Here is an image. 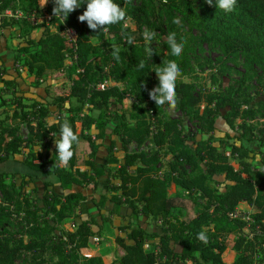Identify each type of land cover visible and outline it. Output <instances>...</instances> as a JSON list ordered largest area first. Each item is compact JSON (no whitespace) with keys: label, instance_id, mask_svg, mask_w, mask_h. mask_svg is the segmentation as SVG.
<instances>
[{"label":"trees","instance_id":"16d2710c","mask_svg":"<svg viewBox=\"0 0 264 264\" xmlns=\"http://www.w3.org/2000/svg\"><path fill=\"white\" fill-rule=\"evenodd\" d=\"M40 1L0 0V14L8 7L37 11ZM116 2L134 29L122 21L94 32L78 20L82 4L65 21L53 15V30L43 26L38 38L16 49L0 32V65L21 63L38 82L69 80L46 104L19 100L10 122L0 118V264H104L100 256L80 253L96 243L110 220L104 211L128 218L117 227L125 236L116 235L111 264H264V0H237L229 13L216 8L215 0L211 6L205 0ZM16 23L1 19L0 28ZM68 29L75 31L74 40ZM145 29L156 32L152 57L145 53ZM171 32L178 42L186 41L179 57L164 40ZM129 37L132 45L126 43ZM203 46L219 52L221 74L235 65L242 69L231 84L213 90L178 79L182 118H171L149 98L159 83L154 71L169 60L179 65L180 78L195 65L213 69L215 62L200 57ZM8 68H0V107L7 104L4 91L16 87L4 77ZM215 75L209 74L214 83ZM104 81L114 84L98 88ZM127 98L131 107L119 109ZM65 119L78 136L67 166L58 162L54 143L56 122ZM189 122L206 138H197ZM220 132L231 141L228 153L214 144ZM40 144L52 150L43 158L34 150ZM23 149L24 157L15 159ZM254 156L261 168L249 162ZM35 178L39 183L26 192ZM241 203L255 208L251 221L231 216ZM79 215L86 217L73 222ZM69 222L72 230L64 227ZM200 232L206 243L197 239Z\"/></svg>","mask_w":264,"mask_h":264},{"label":"rangeland","instance_id":"374dc122","mask_svg":"<svg viewBox=\"0 0 264 264\" xmlns=\"http://www.w3.org/2000/svg\"><path fill=\"white\" fill-rule=\"evenodd\" d=\"M136 2H139V0H136ZM42 0L39 2V6L41 5ZM54 7L53 3H47L45 5L44 11L46 13L51 14L50 20H47L44 18V16L40 17L38 23H28V22H23V21H18L16 24H12L8 26L7 28H0V32L4 35L5 41L7 42V45L10 49H16L20 44H23L27 39L29 38H37L40 36L43 26H49L52 30L54 29V26L52 25V20H53V14H52V8ZM124 24L130 26L131 28H135V24L133 21L129 19L124 20ZM34 25H41L42 27H37L33 28ZM73 31V29H71ZM1 51V48H0ZM219 52L215 49L210 48L209 46H203V51L200 54L201 59H205V57L209 58L210 60L215 62V59L217 58ZM68 63L71 62L70 58H67L66 60ZM92 61L94 64L99 63V59L96 57H92ZM6 68L10 67L7 70L6 74L4 75L5 78H10L14 81L16 84V87H10L9 89H6L3 93V97L6 101V105L3 107H0V118L7 117L8 122L11 121V116L14 112V110L19 108L18 106V101L20 100L23 103L30 104L32 103L33 100H38L41 101L42 103H47L48 101H51L52 96L56 93L58 94L60 89L65 90V88L69 85V80L65 77H58V78H49L47 81L44 82H38L36 81L35 77L33 74L28 73V71L21 65V63H18L14 66H12L11 62L6 63V65H0V68ZM220 65L215 62V66L213 69H209L206 65L203 66L202 70L199 69L198 66H194V69L192 72H190L188 75L183 76L179 79L183 81H195L197 83V87L201 88L202 90H213L217 88V84H222L223 86L229 85L233 82L234 79L238 77V74L236 73L237 70H241L240 65H235L234 70L228 71L226 74H221L220 73ZM211 72H214L216 81L215 83L212 81V79L209 77V74ZM194 77H197L194 79ZM154 79L158 80L156 75L153 77ZM109 84H114L113 82H108ZM65 92V91H64ZM62 92V93H64ZM72 105H76L77 102L74 100L71 101ZM131 100L129 98L125 99L122 106H118L119 109L123 108H130L131 107ZM88 111V110H86ZM110 109L107 110L109 112ZM164 113L171 117V118H182V114L180 110L178 109V105L175 107H169V106H164ZM187 127L194 133H196V130L193 126L192 123H187ZM223 126V125H222ZM76 129L79 132L80 131V125L79 123L76 124ZM95 129L91 128L90 132L95 133ZM20 135L23 138H26L27 136V129L24 124L20 125ZM197 138H206L205 136H201L197 134ZM226 142H231L228 140L223 132H220L217 134V137L214 138V144L220 149L226 151L228 153V148L226 147ZM42 144L35 146L34 150L36 152H40L43 154L42 158L44 157V154L46 152L51 153V149L48 148H43L41 146ZM130 150H135V146L131 145ZM27 150H22L20 154L15 156V159L21 160ZM249 162L251 163L253 168H261L262 167V162L261 159L258 156H254L253 158L249 159ZM230 163L234 167H237L236 162L230 158ZM15 181L19 183L20 181V175H16L14 177ZM35 183H39L38 179H33L30 183H28L24 189L26 192H29L33 189L35 186ZM172 190V187L171 189ZM255 211V208L252 205H249L247 203H241L237 206L236 208V213L238 215H246V214H251ZM105 215H110L107 211L103 212ZM77 219H74L73 222H76ZM110 221V220H109ZM72 222H69L64 225L65 228L68 226H71ZM146 227L148 225L143 224ZM124 226V225H123ZM149 227V226H148ZM97 228V227H96ZM150 228V227H149ZM247 228L245 229V232L247 233ZM103 231L101 230L99 235L96 237V239L99 238L100 235H102ZM117 233L119 231L117 230ZM125 234V233H123ZM252 234L249 233V236ZM125 236V235H124ZM95 239V241H96ZM113 238L109 240V242L106 244V248L103 249L102 252L104 251H111L114 252L115 254V240L113 246L112 244ZM263 258H264V253H263Z\"/></svg>","mask_w":264,"mask_h":264},{"label":"clouds","instance_id":"9594fccd","mask_svg":"<svg viewBox=\"0 0 264 264\" xmlns=\"http://www.w3.org/2000/svg\"><path fill=\"white\" fill-rule=\"evenodd\" d=\"M52 2L54 4L52 14L55 17L63 18L64 21L70 13L84 4L85 9L78 16V20L86 22L87 27L94 32L105 30L109 25L121 23L127 17L125 9L116 0H52ZM205 2L209 6L213 5V0H205ZM47 3L48 0H42L40 7H44ZM236 4L237 0H215V7L226 13L232 12ZM173 23L179 25L181 22L179 19H174ZM176 36L175 32H171L164 36V40L170 48L171 55L179 57L183 52L186 41L181 38L178 42ZM143 37L148 42L145 53L148 57H152L155 52L151 47V42L156 37V32L145 29ZM126 43L132 45L133 39L127 38ZM112 54L115 59L119 60V49H115ZM144 67L145 62L140 61L139 68L143 69ZM154 72L159 83L149 90V98L155 102L156 106L175 107L178 102L176 82L182 74L179 65L175 60H169L164 66H158ZM56 123L59 124V138L55 139L54 143L58 162L63 166H67L73 157V144L78 142V136L67 119L63 123H59V121ZM197 239L207 242V236L203 232L197 234Z\"/></svg>","mask_w":264,"mask_h":264},{"label":"crops","instance_id":"0c3cea01","mask_svg":"<svg viewBox=\"0 0 264 264\" xmlns=\"http://www.w3.org/2000/svg\"><path fill=\"white\" fill-rule=\"evenodd\" d=\"M38 38V37H37ZM81 169H84L81 167ZM174 188L172 187V190ZM110 219V221L105 222L102 228V235L99 236L98 239H96V243L88 248H82L80 250V253L84 256L90 257V256H100L104 262V264H111L113 260L115 259L114 252L111 251H103L104 248H106V244L109 242L110 238L112 240V245L114 244V240L116 235L120 234L124 236L123 232L117 233V227L118 226H123L128 223V218L122 219L118 216L115 215H107ZM86 216L85 215H79L76 219V223L80 222L82 219H84ZM93 230L97 231L98 228L96 226H92ZM66 229L72 230V226H68Z\"/></svg>","mask_w":264,"mask_h":264},{"label":"built area","instance_id":"2783aa9c","mask_svg":"<svg viewBox=\"0 0 264 264\" xmlns=\"http://www.w3.org/2000/svg\"><path fill=\"white\" fill-rule=\"evenodd\" d=\"M42 16H44V18L47 19V20H50V18H51V14L46 13L44 11V8L43 7L41 8L40 6H39V10L32 11V12H29V13H23L20 9H14L12 7H8L0 14V20L1 19H14V20H17V21L24 20L26 22H30V23L35 24V23L40 22L38 20ZM61 20H62V18H61ZM68 31L70 33V38L72 40H74L75 36H76L75 31L74 30L72 31L71 29H68ZM108 82L109 81H104L102 83H98V88H103V86L105 84H109ZM231 216L232 217H240V218H243L246 221H251L249 214H246L244 216L243 215H238L236 213V210Z\"/></svg>","mask_w":264,"mask_h":264}]
</instances>
